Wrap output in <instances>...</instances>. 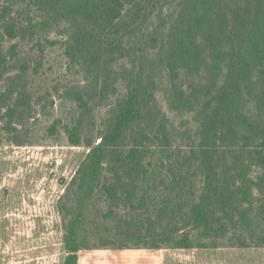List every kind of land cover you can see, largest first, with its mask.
I'll use <instances>...</instances> for the list:
<instances>
[{"label":"trees","instance_id":"obj_1","mask_svg":"<svg viewBox=\"0 0 264 264\" xmlns=\"http://www.w3.org/2000/svg\"><path fill=\"white\" fill-rule=\"evenodd\" d=\"M31 1L53 21L68 22L66 52L88 70L115 64L127 53L124 38L137 33L130 49L139 68L136 75L131 72L128 95L72 181L76 191L64 206L61 264H77L78 251L96 245L264 247V0H171V6L165 0ZM151 16L156 23L148 29ZM0 25L8 37L17 35L13 21L1 14ZM3 37L0 33V42ZM152 53L168 75L169 108L192 114L196 123V138L170 150L165 148L167 125L163 119L156 122L157 111L147 108L150 99H139L142 91L156 87L149 76L146 82L141 78L142 62ZM5 61L1 58L0 67ZM11 100L10 94H0L10 120L15 115ZM23 102L24 96L15 101ZM130 130L136 133L134 144L122 150L119 144ZM155 140L171 155L168 181L161 178L160 184L174 195L159 200L147 198L155 188L154 155L147 143ZM71 141L79 144L80 138ZM162 166L159 160L157 167ZM93 196L123 210L102 215L112 231L108 236L100 235L101 218L86 216L88 204L96 208L88 202ZM89 228L98 242L89 237Z\"/></svg>","mask_w":264,"mask_h":264},{"label":"rangeland","instance_id":"obj_2","mask_svg":"<svg viewBox=\"0 0 264 264\" xmlns=\"http://www.w3.org/2000/svg\"><path fill=\"white\" fill-rule=\"evenodd\" d=\"M165 4L171 6V0H165ZM0 14L13 21L17 34L8 37L0 25L4 36L0 60H6V67H0V94H10L12 100L8 104L15 109L10 120L7 103H0V264H61L66 255L64 206L70 204L76 191L72 181L114 118L118 102L128 95L131 72L136 75L139 68L134 50L130 49L137 33L124 38L122 45L127 53L118 57L115 64L104 68L92 66L88 70L66 52L72 32L66 20L53 21L45 8L31 0H0ZM151 17L147 20L148 29L156 23L155 17ZM103 36L106 40L114 39L107 33ZM13 44L16 48L12 52ZM148 59L142 62L141 78L146 82L149 76L156 87L142 91L139 99H150L147 108L157 111L156 122L163 119L170 133V146L164 144L165 148L174 149L178 142L189 143L196 138V123L190 113L171 111L167 72L153 53ZM132 60L136 61V68L132 67ZM22 96L25 102L16 104ZM132 128H137V123ZM176 132H183L184 138H173ZM135 136V132L128 131L120 148L127 150L133 146ZM74 137L80 138L79 144L72 143ZM86 140L92 144L85 145ZM147 145L154 155L151 161L155 170L151 177L155 188L148 191L147 198L159 200L168 193L174 197L168 189L165 193L160 184L162 179L168 181L170 153L162 152L156 140ZM159 160L163 161L162 167H157ZM102 200L91 197L88 202L96 208L88 204L85 212L90 220L101 218L100 235L108 236L112 231L105 228L102 215L109 210H123L108 207ZM89 230V237L98 242ZM77 264H264V247L96 245L79 250Z\"/></svg>","mask_w":264,"mask_h":264}]
</instances>
